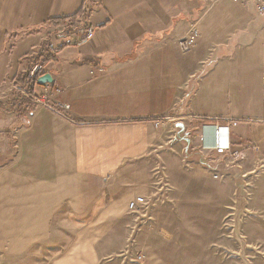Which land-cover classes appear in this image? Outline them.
Masks as SVG:
<instances>
[{"label":"crops","instance_id":"obj_1","mask_svg":"<svg viewBox=\"0 0 264 264\" xmlns=\"http://www.w3.org/2000/svg\"><path fill=\"white\" fill-rule=\"evenodd\" d=\"M83 2L0 0V264H132L131 237L145 264H228V249L189 241L205 240L198 223L219 229L236 171L264 223V18L247 0H94L91 39L79 19L52 24ZM38 61L66 117L14 89ZM216 124L231 125L237 165L204 149Z\"/></svg>","mask_w":264,"mask_h":264},{"label":"built area","instance_id":"obj_2","mask_svg":"<svg viewBox=\"0 0 264 264\" xmlns=\"http://www.w3.org/2000/svg\"><path fill=\"white\" fill-rule=\"evenodd\" d=\"M236 2H242L244 0H234ZM254 4L257 12L260 16L264 18V0H247ZM83 10V18L82 20L86 19L87 16L93 13V0H85L84 5L82 6ZM94 36V26L91 24L89 25V21L86 24V33L85 37L87 39H91ZM201 33L199 31L198 26L194 25L190 29V31L183 36L179 37L177 39L179 48L183 52H188L192 50L196 44L198 43V39L200 38ZM262 65H263V73H262V87L264 90V27H263V58H262ZM99 71L103 70V67H98ZM45 73H48L46 63L44 61H38L35 63H32L27 70V80L24 85L16 84L14 85V89L19 91L23 98H29L31 99L34 104L37 107H44L45 109H49L61 116L66 117V105L59 101L58 99L54 98L53 91H52V83L46 82L41 84V92L37 93L36 87L40 85L38 79L40 76L44 75ZM34 86L35 90L30 89V86ZM231 125L236 126L238 125V120H234L231 122ZM230 124H216L212 125V127H206L203 129V131L207 128L212 129V143L206 144L204 143L203 147L204 149H213L218 154H223L228 157H231V159H239L243 156V152L240 149L239 146L234 145L230 138ZM157 127L162 126L161 122H157ZM251 146V145H249ZM214 177H218L217 174L214 175ZM242 179V187L247 186L248 183L245 182V180ZM147 203V200L145 197H138L132 200L129 203V209L132 211L136 210H142L144 209L145 205ZM131 242L127 246L126 254H128L129 261L132 264H144L145 262V254L143 251H139L137 253H133L132 248L136 247V239L135 237H131L129 239Z\"/></svg>","mask_w":264,"mask_h":264},{"label":"rangeland","instance_id":"obj_3","mask_svg":"<svg viewBox=\"0 0 264 264\" xmlns=\"http://www.w3.org/2000/svg\"><path fill=\"white\" fill-rule=\"evenodd\" d=\"M83 16L84 15L80 17L79 21L81 23V27L86 28V24L89 21L90 17L88 15L86 19L82 20ZM225 157L226 162L229 165H237L242 159V157H240L239 159H231V157L228 156ZM236 173L239 172L236 171L234 173L236 179L235 187L231 190V198L229 200L228 210L227 213L223 216L221 223L219 224V229L214 225H203L198 223L197 232H207H204L206 234H204L205 240H190L189 243L193 247H218L222 249H228L230 251V255L228 256V264H264L262 262L259 263L260 259L264 260L263 257L259 258L255 255L253 256L241 254L233 255L236 253V251L239 250H242V253L246 249H256V251L264 250V223L261 224L258 221V217L255 215L256 210L251 206L253 185L252 180L250 179V177L244 175V173H240V175H236ZM242 179H244L245 182L248 183L246 188L242 187L241 185ZM199 236L200 233H197L198 238ZM130 242L131 241L128 240L126 246H128ZM181 242L184 243L185 241ZM132 250L134 254L139 251H143L146 261L147 255L144 248H139L137 250L135 249V247H133Z\"/></svg>","mask_w":264,"mask_h":264},{"label":"trees","instance_id":"obj_4","mask_svg":"<svg viewBox=\"0 0 264 264\" xmlns=\"http://www.w3.org/2000/svg\"><path fill=\"white\" fill-rule=\"evenodd\" d=\"M82 15H83V10L81 9L80 11H78V13H76L73 16L63 17V18L56 19V20L55 19H52L51 22H52V24L60 25V24L65 23L66 19H68V18H71L72 20L75 21V20L80 19V17H82ZM62 47H63L62 45L61 46H58L56 48H52V49L49 48V47H47V55H46V58H45L46 62L47 61H50V60H57L58 59L57 58V52L60 51L62 49ZM40 54H41V52H40ZM40 54L38 55V57L40 56ZM38 57L37 58L35 57V58L38 59ZM27 77H28L27 76V73H26V75H20L18 77L16 83L24 84L25 81L27 80Z\"/></svg>","mask_w":264,"mask_h":264},{"label":"water","instance_id":"obj_5","mask_svg":"<svg viewBox=\"0 0 264 264\" xmlns=\"http://www.w3.org/2000/svg\"><path fill=\"white\" fill-rule=\"evenodd\" d=\"M40 84L49 82L52 83L53 82V76L51 73H45L44 75L40 76L38 79Z\"/></svg>","mask_w":264,"mask_h":264}]
</instances>
